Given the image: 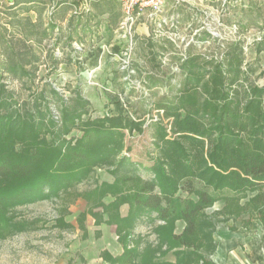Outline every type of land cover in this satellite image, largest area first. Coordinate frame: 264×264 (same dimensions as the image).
I'll return each instance as SVG.
<instances>
[{
    "label": "rangeland",
    "instance_id": "374dc122",
    "mask_svg": "<svg viewBox=\"0 0 264 264\" xmlns=\"http://www.w3.org/2000/svg\"><path fill=\"white\" fill-rule=\"evenodd\" d=\"M238 4L199 0L176 11L169 7L159 21L142 17L132 36L121 27V18L118 27H109L107 21L96 27L95 20L92 27H78L73 46L49 39L40 45L25 43L30 53L41 55L36 77L32 73L25 81L8 80L13 94L3 99L0 116L8 115L9 106L17 117L35 116L42 136H48L53 118L55 131L63 133L59 155L66 153L61 144L78 147L86 132L109 127L106 118L117 116L114 125L126 128L116 129V136L105 140L113 145L120 137V151L113 158L83 169L73 164V174L66 177L70 186L7 210L0 221V264H73L76 258L84 263L85 241L90 244L94 234L109 232L117 237L122 254H133L126 260L106 248L101 257L110 264H217L219 240L239 230L264 244V185L239 191L219 141L208 137L220 129L226 134L227 122L200 121L218 120L222 109L242 115L252 91L264 89V3ZM39 5L36 11L44 16L46 10ZM88 30L91 34L86 35ZM217 75L222 82L216 81ZM49 86L57 92L53 97ZM218 89L224 96L213 93ZM259 98L264 100V91ZM162 103L174 109L167 114ZM73 113L81 118L67 124ZM190 116L193 126L187 130L180 121ZM250 132L235 137L248 143ZM89 144L88 150L94 151ZM122 156L153 166L159 176L164 172V184L175 187L176 199L181 196L178 210L196 200L180 187L185 178L193 174L196 187L210 186L214 202L195 216L193 236L173 239L187 226L182 216L162 221L155 210L138 207L135 195L155 175L144 168L134 172L117 166ZM170 168L176 175L167 173Z\"/></svg>",
    "mask_w": 264,
    "mask_h": 264
},
{
    "label": "trees",
    "instance_id": "16d2710c",
    "mask_svg": "<svg viewBox=\"0 0 264 264\" xmlns=\"http://www.w3.org/2000/svg\"><path fill=\"white\" fill-rule=\"evenodd\" d=\"M32 25L34 23L30 20L26 21L23 30L33 28ZM38 34H41V37L35 43L40 45L46 34L44 32ZM30 36L31 34H24L23 32V37H9L5 28L0 29V112L3 110V99H10L13 94L9 90V79L25 81L26 78L29 79L32 73L34 74L33 77H36L34 72L39 68L41 55L30 53L27 48L25 49L24 45L30 41ZM71 40H73L72 37L68 41ZM54 60L56 63L60 62L58 58H54ZM216 79V81L222 82L219 75L216 76ZM50 90L51 97L57 94L53 88L50 87ZM263 91L264 89L259 88L252 91V99L248 101L242 115H237L228 109H222L218 120H208L205 117L200 119L202 123L206 121V123L210 122L216 125L217 122H227V126L230 128L227 133L232 131L231 136L227 138H225L227 133H223L222 129L218 133L208 134V137L210 139L215 137L216 141H219L218 144L221 145V150L226 157L224 163L232 170L230 174L233 179L238 181L236 185L239 186V191L247 190L251 186L264 185V100L261 101L259 98ZM213 93L217 96H224L225 94L223 89L215 90ZM160 106L167 114L174 109V106L170 103H162ZM204 107L208 106L204 105ZM213 110L215 111V108ZM6 111L9 112L8 115L0 116L2 117L0 118V221L7 210L17 204L45 199L54 193L57 194L60 189L70 186L72 181L66 177L67 174H73L71 171L73 164H75V169H83L91 162L96 163L113 158L120 151V149H117L121 147L120 137L113 145L106 143L105 140L114 135L116 136V129L126 128L124 125H114L113 121L117 116L106 118L103 121L109 127L102 130L95 127L92 131L86 132L84 137L78 141V147L69 148L61 144L65 147L66 153L59 155L61 147H59L60 140L58 138L63 133L58 132L57 134L55 131L53 118H50L51 127H48V136L50 137H48L47 135L42 136L39 130L40 127L37 126L41 122L37 123L35 116L17 117L12 115L13 107L11 108V106L6 107ZM28 113L29 111L25 114ZM80 118L78 113H73L66 123L72 124L73 121ZM190 119L191 116L189 119L180 121L183 128L187 130L192 128L193 125ZM249 131L251 132L247 140L248 143L242 139H236L235 134L238 132L249 133ZM237 142L238 144H236ZM89 143L93 146L94 151L92 152L88 150L87 144ZM212 153L209 154L210 157H212ZM74 159L79 160L81 163H73L72 160ZM118 160L117 166L142 167L155 175L153 180L143 183L141 192L135 195L134 200L138 207L155 210L162 221H169L176 214L182 216L187 226L183 234L175 235L173 239L176 240L184 234L190 237L193 236L195 216L214 202L210 193V186L206 183L202 188L196 187V178L193 174L191 178H185L180 187L187 194L196 195V200L192 205H190L192 201L189 200L180 208L181 210H178L177 204H179L181 196L177 200L173 193L176 191L175 187H171L170 183L164 184L166 181L164 172H162V176H159L153 166L141 165V162H136L130 157L122 156ZM191 165L195 166V164ZM205 168H202L203 174L206 172ZM174 170L170 168L167 173L170 175V171H172L176 175ZM181 244L185 245V242H181ZM190 257L187 258L188 261H191ZM120 258L131 260L133 254L124 252ZM166 264L173 263L166 262ZM176 264H179V262Z\"/></svg>",
    "mask_w": 264,
    "mask_h": 264
},
{
    "label": "crops",
    "instance_id": "0c3cea01",
    "mask_svg": "<svg viewBox=\"0 0 264 264\" xmlns=\"http://www.w3.org/2000/svg\"><path fill=\"white\" fill-rule=\"evenodd\" d=\"M236 1L239 2L238 6L245 7L251 2L257 4L261 0ZM262 2L264 3V0ZM39 3L44 7L43 10H46L44 16L41 11H36V5H39ZM5 11H8L7 15H5ZM30 13H36L37 15L31 16ZM121 18L122 13L117 0H0V29L5 28L9 37H23V32L24 34L29 33L31 34L30 42L40 39L41 34L39 35L38 33L44 32L46 36L43 41L49 39L54 41V44L66 43L68 46H73L72 43L74 40H78L79 31L82 27L84 28V24L92 27L91 22L95 20L96 27H98L102 21H107L108 26L113 28V24L117 27L119 26ZM28 20L34 23L32 25L34 27L23 30ZM87 20H90V22L86 23L85 21ZM74 23L77 24L74 26ZM86 33V35H89L91 31L88 30ZM84 36L82 35L81 37L83 38ZM70 37L73 40L68 41ZM134 160L142 162L135 157ZM129 168L133 169L134 172L142 169V167L135 168L133 166H129ZM142 170L145 173L149 172ZM103 177L105 180V175ZM107 179L110 180L109 178ZM123 215H127V212ZM104 230L109 231L107 226L104 227ZM239 231V233L234 232L229 236L223 234L219 240V247L214 261L217 264H262L264 261V244L259 243L258 239L253 237L252 239L246 237L243 231ZM90 238L92 243L88 244L85 241L86 245H82V248L85 249L82 256L86 261L79 263L77 261L79 258H76L73 264H110L101 257L103 250L109 249L114 256H119L123 252V248L117 242V237L114 233L109 232V235L104 234L102 237H97L94 234ZM169 260L175 262V259L169 258Z\"/></svg>",
    "mask_w": 264,
    "mask_h": 264
},
{
    "label": "built area",
    "instance_id": "2783aa9c",
    "mask_svg": "<svg viewBox=\"0 0 264 264\" xmlns=\"http://www.w3.org/2000/svg\"><path fill=\"white\" fill-rule=\"evenodd\" d=\"M122 13L121 27L133 35L134 25L146 18L150 21H159L164 10L169 8L176 11L180 6L198 2L199 0H117ZM226 2L227 0H222ZM214 34V33H213Z\"/></svg>",
    "mask_w": 264,
    "mask_h": 264
}]
</instances>
